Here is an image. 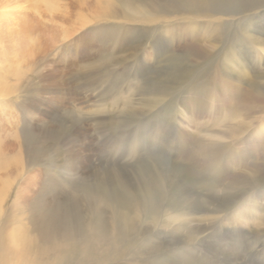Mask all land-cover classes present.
Instances as JSON below:
<instances>
[{
	"label": "rangeland",
	"instance_id": "rangeland-1",
	"mask_svg": "<svg viewBox=\"0 0 264 264\" xmlns=\"http://www.w3.org/2000/svg\"><path fill=\"white\" fill-rule=\"evenodd\" d=\"M164 4L0 0V88L13 89L0 100L4 237L16 215L32 227L39 200L88 220L93 182L71 169L92 142L127 216L111 231L130 236L104 264H264V51L246 25L225 32L220 16ZM234 51L241 67L224 57Z\"/></svg>",
	"mask_w": 264,
	"mask_h": 264
},
{
	"label": "bare ground",
	"instance_id": "bare-ground-1",
	"mask_svg": "<svg viewBox=\"0 0 264 264\" xmlns=\"http://www.w3.org/2000/svg\"><path fill=\"white\" fill-rule=\"evenodd\" d=\"M161 1L165 3L161 7L162 10H166V11L168 10L170 12L172 10L175 12L176 11L196 12V13L201 12L207 17L214 15L220 16L221 17L219 20L220 28L223 31L225 30V32L226 30L229 29V27H231V25L232 26L235 25V27H233L234 31H238L240 29L242 30L243 27L246 25L248 27L249 33L250 32L252 33L253 31L257 35L248 34V35H244V37L242 38L246 40L248 43H251L252 45L260 46V49L264 51V0H161ZM40 26L41 24L38 23L36 27L40 29L41 28ZM26 30L27 32L29 33L31 32V34H33L34 30L36 31L37 29H35V27L29 26V28ZM224 57L228 58L230 62H234L235 64H237L236 66L238 67L242 66L241 65L242 60L241 57L238 56V52L234 51L233 53H230L228 57L225 54ZM262 74L263 75H261V78L264 79V73ZM83 87L90 88L89 84H86ZM72 88L70 87V92H69L70 95ZM45 90L46 88L43 91ZM12 91L13 89L11 87H7V86L1 87L0 100H2L1 99L2 96H7L10 93H12ZM71 102L72 104L73 103L77 104L74 100H71ZM75 104L73 105L75 106ZM57 106L60 107V104H57ZM76 129L78 131L77 133L78 135L81 133L83 134L84 137L86 136V139L88 138L82 126L79 125V127ZM47 131H45L46 133L41 136L43 140L48 138L50 135L49 133H47ZM61 137L63 142L65 143H68L70 145L74 143V140H72V138L65 136L64 134L61 135ZM92 146L94 147V144L92 142L90 143L87 142V144L82 145V149L84 150L82 152V155L84 154V152L88 154L84 156L85 158H83V156L80 154L81 156L77 160H76L77 155H75L74 157L75 167H73V169L70 168L74 176L80 174L85 176L87 175L88 178H90L89 180L93 182V184L90 186L92 192L87 193L85 195L87 198L85 197L84 199L83 198L84 196L82 197V199H84L85 202H87L86 205L90 216L88 217L87 220L88 223L86 219L85 221L82 220L84 216L81 219L79 218L81 213L79 212L75 213L76 211L73 210L74 208L71 209L69 212L65 213L59 211L57 207L55 209L54 206L52 208L50 206L48 207L47 204L46 205L44 204L45 203L44 201L39 200L38 203L34 204L33 212L29 216L31 218L29 220L32 222L31 228L24 226L26 224L20 222L21 219L18 218L16 215L14 216V218L12 217L13 219L6 221L5 226H7L8 224L10 225L11 224L10 221H15L20 225L22 224L23 226L21 225L19 227L14 228L13 232L5 237L3 236V233L5 232L3 231L2 233V229L0 230V264H104L106 262L107 263L114 262L119 258L118 256L121 255V252L120 249L116 247L117 245L116 243H119L120 241L122 242V240L128 241L130 236L127 231H123L120 236L116 237L114 233L111 231V228L114 227V224L118 220L123 221L124 219H126L127 216L119 210V205L122 204L121 201H119L117 197L112 198L113 193H104V190L110 191V183H108L107 180V175H108L107 173L109 170L107 165V160H105V158L95 161L92 160L91 159L92 152L95 151L92 148ZM73 156L74 153H71L72 158ZM25 169L27 168L25 166H22L21 172L25 171ZM87 170L91 172L87 173L86 172ZM47 187L50 190V192L56 191L55 184L54 185L49 184ZM45 190L46 189H44L43 191L48 192V190L46 191ZM38 194L39 196L45 197L49 193H38ZM52 194L55 195L56 197V194L58 193H52ZM77 204L78 203L76 202L74 204V207H76ZM215 211L220 212L222 210H214V212ZM87 226L92 227L91 233H87L88 231L85 230V227ZM29 233H37V234L36 237L34 236L33 238V237H28ZM257 233L259 234V232ZM240 258H241L240 255H236L234 256V261L237 262L240 260Z\"/></svg>",
	"mask_w": 264,
	"mask_h": 264
}]
</instances>
